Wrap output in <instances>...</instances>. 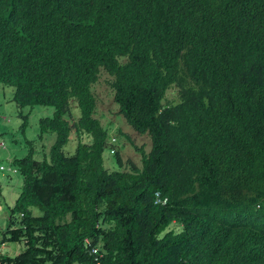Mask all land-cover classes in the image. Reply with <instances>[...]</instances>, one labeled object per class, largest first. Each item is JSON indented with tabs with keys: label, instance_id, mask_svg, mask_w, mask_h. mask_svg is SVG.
Returning <instances> with one entry per match:
<instances>
[{
	"label": "trees",
	"instance_id": "1",
	"mask_svg": "<svg viewBox=\"0 0 264 264\" xmlns=\"http://www.w3.org/2000/svg\"><path fill=\"white\" fill-rule=\"evenodd\" d=\"M101 73L150 140L139 167L96 118ZM2 85L19 108L53 109L39 138L55 141L12 161L0 245L23 250L0 264H97L86 240L98 264H264V0H0Z\"/></svg>",
	"mask_w": 264,
	"mask_h": 264
},
{
	"label": "rangeland",
	"instance_id": "2",
	"mask_svg": "<svg viewBox=\"0 0 264 264\" xmlns=\"http://www.w3.org/2000/svg\"><path fill=\"white\" fill-rule=\"evenodd\" d=\"M107 80L108 76L101 73L98 82L92 88L97 99L96 118L102 125L109 126L111 143H115L112 149L118 152L122 166L125 168L128 164H133L139 167L141 155L136 148H143L148 153L150 140L147 135H140L134 131L118 113ZM12 97L13 88L0 86V166L4 168L0 171V242L7 229L9 208L12 207L22 184L20 175L12 166L13 159L25 157L29 150L27 141H31L34 149L33 159L42 161L45 156L48 157L50 147L55 141L53 133H45L42 139L39 138V120L50 117L53 109L44 106L19 108ZM167 99L169 101L177 99L174 88L167 93ZM71 109L75 118H78L80 116L78 107L72 105ZM25 119L27 124L23 127ZM73 139L72 135L64 148L66 154L71 155L75 151L76 143ZM109 151L107 148L103 153L104 165L109 170H115L117 169L115 157ZM32 214L34 217L42 215L37 208H32ZM22 250L21 243L0 245L2 255L15 256Z\"/></svg>",
	"mask_w": 264,
	"mask_h": 264
},
{
	"label": "built area",
	"instance_id": "3",
	"mask_svg": "<svg viewBox=\"0 0 264 264\" xmlns=\"http://www.w3.org/2000/svg\"><path fill=\"white\" fill-rule=\"evenodd\" d=\"M110 152L113 153L112 150ZM3 170H4V168L2 166H0V171H3ZM154 196H155L154 204H156V205H165L166 204L167 199L162 198L159 193H155ZM85 242L87 243L89 254L94 257V261L98 264L100 259H101V256H102L99 252V249L97 247L91 246L87 240Z\"/></svg>",
	"mask_w": 264,
	"mask_h": 264
},
{
	"label": "clouds",
	"instance_id": "4",
	"mask_svg": "<svg viewBox=\"0 0 264 264\" xmlns=\"http://www.w3.org/2000/svg\"><path fill=\"white\" fill-rule=\"evenodd\" d=\"M110 152V151H109ZM111 153V152H110ZM112 154V153H111Z\"/></svg>",
	"mask_w": 264,
	"mask_h": 264
}]
</instances>
